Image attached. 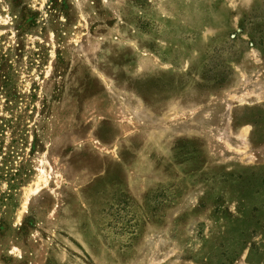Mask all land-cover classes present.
<instances>
[{
  "label": "rangeland",
  "instance_id": "374dc122",
  "mask_svg": "<svg viewBox=\"0 0 264 264\" xmlns=\"http://www.w3.org/2000/svg\"><path fill=\"white\" fill-rule=\"evenodd\" d=\"M0 264H264V0H0Z\"/></svg>",
  "mask_w": 264,
  "mask_h": 264
}]
</instances>
